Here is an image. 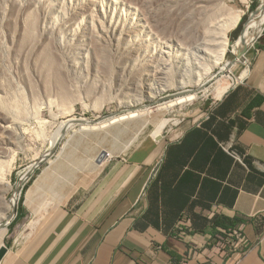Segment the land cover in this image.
<instances>
[{
	"label": "crops",
	"instance_id": "crops-1",
	"mask_svg": "<svg viewBox=\"0 0 264 264\" xmlns=\"http://www.w3.org/2000/svg\"><path fill=\"white\" fill-rule=\"evenodd\" d=\"M254 48L199 119L94 157L72 184L40 173L14 211L23 242L0 264H264V31ZM224 220L239 221L229 250L216 241Z\"/></svg>",
	"mask_w": 264,
	"mask_h": 264
},
{
	"label": "rangeland",
	"instance_id": "rangeland-1",
	"mask_svg": "<svg viewBox=\"0 0 264 264\" xmlns=\"http://www.w3.org/2000/svg\"><path fill=\"white\" fill-rule=\"evenodd\" d=\"M34 1L0 0V103L2 104H0V115L7 116L12 128L4 132L0 127V179L9 185L8 191L3 194L5 202H10L21 174L31 165L39 162L24 179L19 187L20 190L18 189L20 195L13 207V218L0 227V247L4 245L7 249L16 248L23 242L26 233H22V221L15 220L14 211L21 204L23 191L40 173L43 171L50 173L51 182H54L57 176L60 184L63 182L67 184V181L72 184L78 175L80 165L85 166L101 152H107L111 156L123 155L143 138L166 136L184 123L199 119L220 99L219 91L231 86L235 78L241 77L251 62L252 48L264 31L263 26L261 33L245 50L242 58L246 62L236 63L230 72L220 74V68H217L211 74L212 78L201 88L189 87L186 89L189 92L182 94L158 77L155 81L162 88L166 86L165 91L154 100L143 97L142 103L137 108L138 116L100 127L110 117H118L127 112V108L118 104L120 99L138 98L137 75L151 71L155 66L166 69L173 65L174 70L176 65L187 56L188 47L185 40L181 37V41L175 42L174 36L168 31L173 17L172 12L177 11L178 7H184L183 2L178 3V6L175 2L178 0H93L94 4L88 11L93 15L90 14L86 19L92 22L91 32L89 31L92 37L90 35L88 37L93 41L92 46H97L98 50L94 54L91 49L89 62L87 64L82 62L88 65L86 69L80 64L79 58L73 60L79 52L80 42L76 39L81 34L79 21L82 20L80 15L77 16L78 18L73 16L90 0ZM260 2L261 0H227L231 10L243 12L239 23L243 17L245 18L237 32L235 29L239 23L229 30V49H232L241 31L248 26L250 15L259 7ZM252 3H255L253 9ZM174 4L178 7L175 8ZM167 17L171 18L167 20ZM30 20L35 23L33 29L29 27ZM111 25L118 26L120 30L117 28V32L122 34H116L114 37ZM43 27L47 30L46 33L43 32ZM183 30L185 29L182 27L177 31L179 34H184ZM128 31L129 33L126 34ZM73 34L77 35L76 39H73ZM117 36L120 38L119 41ZM94 41H97V45H94L96 44ZM135 41H139L141 48L138 47L129 54L130 50L127 48ZM30 42L34 45L32 46ZM55 49L58 53H53ZM46 52L47 54L51 52L49 54L54 56L53 63L50 62L52 67L49 69L47 67L50 64L44 61ZM96 55H99V60ZM56 58L59 60L56 61ZM232 60V54L227 52L225 61ZM76 63L81 67H73ZM110 67L111 70L108 69ZM118 67H126L128 72L134 74L130 72L129 77L127 75L125 77ZM176 76L178 80L180 74L177 73ZM62 80L64 83L61 82ZM60 84L68 88V91L67 88L64 89L69 94L66 96L67 99L62 98L60 94L63 89ZM188 95H195V98L164 111L163 103ZM71 119H75L72 121L74 125L71 124L61 133L55 147L51 146V138L55 136L60 124ZM82 124L95 128L84 130L80 127ZM222 225L223 230L216 233L219 237L216 241L234 243L239 238L238 233L233 234V229H229L234 223Z\"/></svg>",
	"mask_w": 264,
	"mask_h": 264
},
{
	"label": "bare ground",
	"instance_id": "bare-ground-1",
	"mask_svg": "<svg viewBox=\"0 0 264 264\" xmlns=\"http://www.w3.org/2000/svg\"><path fill=\"white\" fill-rule=\"evenodd\" d=\"M110 1H114V0H110ZM178 1H175V2H177V4L178 3L179 4L180 3L182 4V2H183L182 6H184V7L181 8V7H178L179 4H178V6H176V4H174L175 5V8L178 7L179 9L177 8V11L174 10L175 11L174 13L172 12L173 10L171 9L172 10L171 12L173 14V17L171 15V17H172V19H171V25H170L168 31H170V34H172V36H174V38L173 37L172 38H173V40L175 42L181 41V37L185 40L186 46L188 47V49H187L188 50L187 56L184 58V60L182 62H179L176 65V68H174V70L172 69V67H173V65H172V67L170 66L171 68H166V69L161 68L160 66H155L151 71H147L146 73L145 72L142 73L140 71L141 74L140 75H137V82H136V90L139 89V94H137L138 95V98H135V99L129 98L127 100L120 99L118 101V104L120 106H123L124 108H127V112L124 115H120L118 117L117 116L116 117L115 116L114 117H110L109 119L106 120L105 123L101 124L100 127H104L107 124H113V123H115L117 121H120V120H123L125 118H132V117L138 116L139 115V113H138L139 110H137V108L142 103V98L143 97H145L144 99H147V100L148 99L149 100H154V99H157L165 91L164 89H165L166 86L164 88H162V86L160 87V86L157 85L158 83H156L155 79L158 78V77L161 80L163 79L162 81L164 83L168 84L171 87L173 86V88H175L177 91H179L180 94H182V93L189 92L188 90H186L189 87H191V88H201L203 85H205V83L212 78V75L211 74L214 72L215 69L220 68V74H226V73L230 72L231 68L234 67V65L236 63H245L246 62L242 58L244 56L245 50L253 43V41L257 38V36L261 33L262 28L264 26V0H261V2L259 3V7L250 15V21H249L248 26L245 27L241 31L239 37L237 38V40L233 44L232 49H229V43L230 42H229V35H228V33H229V30L230 29L234 28L235 25L239 23V20L241 19V16L243 15V12H240V11L234 12L233 10H231V8L228 7L227 0H182V1L180 0L181 2H178ZM36 3H38V2H36ZM93 4H94V1L93 0L87 1L86 3H84L83 6H81V8H80L81 11H79V13H77V14H75L73 16L74 18H78L77 17L78 15L82 16V20L79 21L80 24H81V28H80L81 34L78 36L77 39L75 38V36H77V35H74L73 34V36H72L73 39L79 40V42H80L78 44V45H80V47L78 48V50H79L78 55L76 57L74 56L75 58H73V60H75V61L79 58L81 60L80 64H82V62L83 63H86V64H87V62H89L88 60L91 57V56H89L90 55V52L89 51L91 49H92L91 52H93L94 54L98 50V47L97 46H94V47L92 46L93 45V41L91 40V38L88 37V35H90V37H92L91 34H89L90 28H92L90 26V23H92V22L91 21H88L86 19L91 14V13L89 14L88 11L91 9V6H93ZM52 5H54V4H52ZM29 15H31V14H29ZM92 15L93 14H91V16ZM168 16H170V14ZM171 17H167V20H169V18H171ZM28 19H29V17H28ZM36 19L34 18L33 20H36ZM68 20L69 19H67V21ZM28 23H29V27L31 29H33V27L35 26L34 25L35 24L34 21H31V22L28 21ZM62 23H63V21H62ZM113 25H111V27ZM27 26H26V28H27ZM64 26H65V24H64ZM182 27L185 29V30H183L184 34H179V31H177V30H179V29L181 30ZM117 28H118V26L116 27V25H115V27H112V31H113V36L114 37H115L116 34H119V35L122 34V32H119V31H118L119 33L117 32V30L119 29V28L118 29ZM166 28H167V26H166ZM36 29L37 28H35V30ZM163 29H164V27H163ZM35 30H34V32H35ZM29 31H31V30H29ZM46 31L47 30H45V28H44L43 32L46 33ZM35 33H33V34H35ZM128 33H129V31L126 34H128ZM28 34H30V33H28ZM22 36H23V34H22ZM117 38H118V36H117ZM52 40L50 42H52ZM119 40H120V38L117 39V41H119ZM94 42H96V44H94V45H97V41H94ZM138 42L135 41V43L131 47H128L127 48L128 50H130V51H128L129 54H132V52H134L135 50H137L138 47L141 48V45ZM32 44L33 43H31V45ZM96 47H97V49H96ZM47 48H49V47H47ZM50 49H52V48H50ZM33 50H35V48H33ZM56 52H57V50L55 52H53V53H56ZM227 52H230L232 54V56H233V60L232 61H225V56H226V53ZM49 53H51V52H49ZM49 53L47 54V52H46L47 55L44 56L45 57V60L44 61L46 63H49L50 64V66L48 65L49 67H47L48 69L50 67H52V63H53V60H54L53 59L54 56H52ZM98 53L100 54V51H98ZM189 55H190V57H189ZM98 56L96 55L97 59H98ZM105 57H106V55H105ZM105 57L103 56V58H105ZM41 58L42 57L40 56V59ZM99 58H101V57H99ZM57 60H59V59L56 58V61ZM44 61H43V63H44ZM50 62H52V63H50ZM72 62H74V61H72ZM66 63H67V61H66ZM40 64H41V62H40ZM97 64H96V66H98ZM83 65L84 64H82V66ZM85 65H84V67L87 69V66L88 65H86V66ZM65 66H64V68H65ZM74 66L77 67L79 65H78V63H76V64L73 65V67ZM61 67H63V66H61ZM79 67H81V66H79ZM84 67H82V69ZM118 68H119L120 72H122L123 75L125 74V77H126V75L128 76L129 74L132 73L131 71H130L131 73L128 72V70H127L126 67H118ZM105 69H107V68H105ZM108 69L111 70V67L108 68ZM110 70H108V71L110 72ZM46 71H48V70H46ZM247 71H248V67L243 71V73L241 74V77L240 78H243L246 75ZM41 72H42V70H41ZM136 73H138V72H136ZM177 73L180 74V76H178L179 77L178 80H177V76H176ZM132 74H134V73H132ZM56 75H55V77H56ZM175 76H176V79H175ZM50 77H51V75H50ZM225 77H228V76L225 75ZM62 78H60V79H62ZM66 78H64V79H66ZM45 81H46V79H45ZM61 82H63V80ZM63 86L64 85L61 86V84H60L61 89L63 88L62 89V93H60V94H62L61 95L62 98L63 97L65 98L69 94H67V92L64 90L67 87H65V86L63 87ZM51 87H55V86H51ZM229 87H226L222 91H219L218 97L221 98L224 95V93L226 92V90L229 89ZM55 88H57V87H55ZM1 89H2V87H1ZM166 89H168V87ZM66 90L68 91V88ZM194 98H195V95H188L186 97L184 96V97L177 98L175 100L167 101V102L163 103L164 104V108H165L164 111H166V109H168V108H170V107H172V106H174L176 104H179V103H181L183 101H190L191 99H194ZM1 99H2V97H1ZM65 99H67V97ZM13 100H15V99H13ZM63 101H65V100H63ZM17 104L19 105V102ZM12 105H14V104L12 103ZM15 106H14V109L16 108ZM11 109H12V107H11ZM147 115H149V114H147ZM6 117H4V116L1 117V115H0V121H1V126L0 127H1V130L4 131V132H7L10 129H12V128H10V122L8 121V119ZM73 120L75 121V119H73ZM73 120L72 119L71 120H67L66 122H63V123L60 124V127L57 129V132H56L55 136L53 138H51V141H50V145L51 146H54L55 143L58 142V140H59V138L61 136V133H63L64 130L67 127H69L71 124H73L72 123ZM80 127L82 129H84V130L90 128V126L88 127L86 124H82V126H80ZM93 128H95V127L94 126H91L90 129H93ZM155 138H160V137H155ZM38 163L39 162L34 163L33 165H31L30 167H28L21 174L19 183L17 185V189L13 192L9 203L5 202V200H4V197L5 196L3 195L5 192L8 191L9 185H8L7 182L2 181V179H0V227H2V225L4 224V222L7 223L8 221H10L11 218H13V212H12L13 211V207L15 206V203H16V201L18 199V196L20 195L19 192H18L19 185L31 173V171L35 168V166Z\"/></svg>",
	"mask_w": 264,
	"mask_h": 264
},
{
	"label": "built area",
	"instance_id": "built-area-1",
	"mask_svg": "<svg viewBox=\"0 0 264 264\" xmlns=\"http://www.w3.org/2000/svg\"><path fill=\"white\" fill-rule=\"evenodd\" d=\"M253 50H254V52L256 53L257 52V49H255L254 48V46H253ZM249 65H250V63H249ZM242 78H235L234 79V81H232V84H231V86L229 87V88H231V87H233V86H235L240 80H241ZM220 147H221V149L223 150V151H225L229 156H231L234 160H236L237 162H239V163H242V159H241V157L233 150V148H232V144L231 143H225V144H220ZM105 159H109L111 156H110V154L109 153H107V152H104V156H103ZM259 168L262 170V171H264V167H261L260 165H259ZM217 209L215 208V210L214 211H216ZM213 214V213H212ZM233 234H237V232L234 230L233 231ZM216 238H219L218 236H216ZM218 243L220 244V245H222V246H224V248H228V250L230 249V248H233V247H235V244H234V246H233V243L231 242V243H229V242H225V243H222L220 240L218 241ZM180 264H188L186 261H181L180 262ZM197 264H200V263H197Z\"/></svg>",
	"mask_w": 264,
	"mask_h": 264
},
{
	"label": "water",
	"instance_id": "water-1",
	"mask_svg": "<svg viewBox=\"0 0 264 264\" xmlns=\"http://www.w3.org/2000/svg\"><path fill=\"white\" fill-rule=\"evenodd\" d=\"M161 138V137H160ZM157 139H159V138H157ZM103 156H104V153H101L100 154V156H99V161L100 160H102V158H103ZM33 171V170H32ZM31 171V172H32ZM21 185H22V183L19 185V187H21ZM19 190H20V188H19ZM7 248L4 246V245H2L1 247H0V262H1V260L4 258V256L6 255V253H7Z\"/></svg>",
	"mask_w": 264,
	"mask_h": 264
},
{
	"label": "trees",
	"instance_id": "trees-1",
	"mask_svg": "<svg viewBox=\"0 0 264 264\" xmlns=\"http://www.w3.org/2000/svg\"><path fill=\"white\" fill-rule=\"evenodd\" d=\"M254 7H255V3H252V4H251V8L253 9ZM244 19H245V18L243 17L242 20H241V22L239 23V25H238L237 28L235 29L236 32L241 28V26H242V22L244 21ZM233 39H234V38L232 37L231 40H233ZM233 221H234V220H233ZM223 222H224V223H234V222L239 223L238 220H235L234 222L224 220ZM236 223H234V226H236V225H235ZM219 224H220V226H223V225H222L223 223H219ZM231 227H233V225H232Z\"/></svg>",
	"mask_w": 264,
	"mask_h": 264
}]
</instances>
